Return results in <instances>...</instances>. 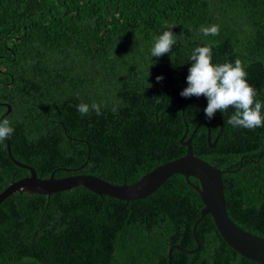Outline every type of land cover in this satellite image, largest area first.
<instances>
[{
    "label": "trees",
    "instance_id": "trees-1",
    "mask_svg": "<svg viewBox=\"0 0 264 264\" xmlns=\"http://www.w3.org/2000/svg\"><path fill=\"white\" fill-rule=\"evenodd\" d=\"M172 25L171 53L152 58L154 38ZM198 46L211 48L213 63L239 59L264 102V0H0V116L10 105L1 120L14 128L12 156L40 178L131 184L184 155L181 137L205 121L193 154L224 170L228 215L264 238V127L233 128L231 107L208 121L203 95H180ZM208 129L211 143L220 132L212 148ZM28 174L0 142V192ZM202 206L181 174L137 200L83 186L15 192L0 202V264H261L228 246L210 214L196 242ZM171 246L180 248L169 255Z\"/></svg>",
    "mask_w": 264,
    "mask_h": 264
},
{
    "label": "water",
    "instance_id": "water-1",
    "mask_svg": "<svg viewBox=\"0 0 264 264\" xmlns=\"http://www.w3.org/2000/svg\"><path fill=\"white\" fill-rule=\"evenodd\" d=\"M4 105L7 107V110L0 116V120L10 111V105ZM203 123L208 126L205 121H201L195 126L187 139L184 140V135L181 137L180 142L186 147L184 155L157 165L131 184H114L101 177L83 173L54 177L52 172L49 177L40 178L33 167L17 161L12 156L9 141L5 139L9 158L17 166L26 168L29 174L10 182L0 192V202L15 192L50 195L51 193L69 190L76 186H83L98 195H108L121 200H137L154 192L173 174H181L186 182L195 189L203 203L199 216L192 226V234L196 242L198 241L195 236V226L204 215L210 214L216 229L228 246L241 256L264 264V238L240 228L227 213L222 181L224 170L212 166L206 160L193 154L191 139L196 128ZM221 129L220 122V131ZM209 132L210 130L208 129L207 142L209 147L212 148L220 132L216 134L212 143L210 142ZM189 177L195 178L198 184L192 183ZM174 247L180 248L178 246H171L169 248V255L171 249ZM197 249L198 245L194 250L188 252Z\"/></svg>",
    "mask_w": 264,
    "mask_h": 264
},
{
    "label": "clouds",
    "instance_id": "clouds-1",
    "mask_svg": "<svg viewBox=\"0 0 264 264\" xmlns=\"http://www.w3.org/2000/svg\"><path fill=\"white\" fill-rule=\"evenodd\" d=\"M174 25L166 28L154 38L149 54L160 57L165 53H171L176 43ZM204 35L216 34V27H204L201 29ZM190 65L186 76L187 86L180 95L183 97L203 95L207 104L204 107V116L211 121L217 110L221 113L234 109L228 118L227 124L233 128L256 129L264 127V102L257 99L255 87L247 79L246 66L239 59L234 62L213 63L212 50L209 46H198L191 51ZM157 81L163 79V75L156 77ZM91 109L100 114V108L93 103ZM90 106L86 103L77 105V111L82 115L89 112ZM14 128L7 120H0V142L11 137Z\"/></svg>",
    "mask_w": 264,
    "mask_h": 264
}]
</instances>
